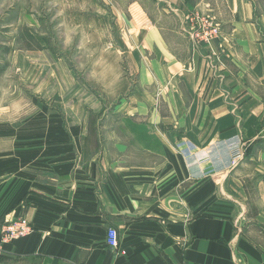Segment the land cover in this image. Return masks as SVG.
I'll list each match as a JSON object with an SVG mask.
<instances>
[{
  "label": "crops",
  "instance_id": "obj_1",
  "mask_svg": "<svg viewBox=\"0 0 264 264\" xmlns=\"http://www.w3.org/2000/svg\"><path fill=\"white\" fill-rule=\"evenodd\" d=\"M205 2L217 57L183 32ZM1 15L39 98L0 115V264H264V0H0ZM235 137L233 169L181 154L226 160ZM19 217L32 229L2 241Z\"/></svg>",
  "mask_w": 264,
  "mask_h": 264
},
{
  "label": "built area",
  "instance_id": "obj_2",
  "mask_svg": "<svg viewBox=\"0 0 264 264\" xmlns=\"http://www.w3.org/2000/svg\"><path fill=\"white\" fill-rule=\"evenodd\" d=\"M186 19V17H185ZM192 21V18L190 19ZM197 21V19H196ZM187 23V19H186ZM195 23L190 22V26L186 25L187 32L189 34L190 39L192 42L197 43L199 39L206 42V44L209 46V51L213 55L220 56L222 53H224V44L221 40L220 36V23L218 21H215L212 17L211 19L205 20L201 23ZM197 25H200L198 29H195ZM196 44H194L195 46ZM210 53V52H209ZM210 53V54H211ZM227 150H228V158L224 160L222 157H218V159L214 160L211 159V153L212 148H215L212 146L211 149L208 150L207 155L208 157H205L201 159V157H196V152L199 150H196L193 146H188L187 148H184L181 150V154L185 159L191 160L192 162L197 165L199 170L200 164L204 162V160H207V162L211 163L212 166L219 165L222 170L226 169H233L237 167L240 162L243 160L245 156V148L244 144L241 143V140L239 137H235L234 140L230 141L229 143L226 142ZM217 169V168H216ZM218 171V170H217ZM215 171V172H217ZM206 173L202 170V176H205ZM32 229L29 221L26 218H16L9 221H6V223L1 228L2 233V241H7L8 239H14L18 238L20 236L25 235ZM106 244L108 247H110L113 250H118L119 248V234L118 230L113 227L109 226L106 230Z\"/></svg>",
  "mask_w": 264,
  "mask_h": 264
},
{
  "label": "rangeland",
  "instance_id": "obj_3",
  "mask_svg": "<svg viewBox=\"0 0 264 264\" xmlns=\"http://www.w3.org/2000/svg\"><path fill=\"white\" fill-rule=\"evenodd\" d=\"M196 1V0H194ZM208 2L204 3V6H199L198 3L197 5H195V7H191V6H187L186 8H188L184 14L183 17V21L184 24L190 26V22L193 21V23H195V25L197 23H200V25H202L201 23L207 19H211L212 17L214 18L215 21L220 22L217 17H216V13L212 8L211 3L207 4ZM192 5V4H190ZM4 17V16H0ZM187 19V23H186V19ZM192 18V21L190 20ZM197 19V21H196ZM221 24V23H220ZM200 25H197L195 27V29H198V27ZM21 32V31H20ZM187 37L189 38L190 42L194 45L196 44L197 47L202 48L205 50V52H210L209 51V46L206 44L205 41L199 39L198 41H196L197 43L192 42V40L189 37L188 32L184 29L183 31ZM19 33V31H18ZM221 40L223 41L224 44V36H220ZM225 48L226 46H224V52H225ZM8 52V49L6 50L5 47H0V115L3 117V113L4 112H8L10 113V115L14 116V117H18L20 114H24L25 109L22 108V104L21 102L25 100V97H30L32 98L31 100H38L37 97L34 96V94H32L27 88L26 84H24L23 79L21 78V69L18 65H15V69L12 66H8L5 54ZM212 54V53H211ZM17 64V63H16ZM14 87V88H13ZM25 88V89H22ZM20 88V89H18ZM9 91V92H7ZM31 93L30 95L28 93ZM44 100V99H42ZM10 104V102L14 103V106H12L10 108L9 111H4V106H1L2 103H7ZM27 104V102H25V105ZM11 105V104H10ZM26 108H31L33 107V103L29 106H25ZM29 111V110H28ZM31 112V110L29 111Z\"/></svg>",
  "mask_w": 264,
  "mask_h": 264
}]
</instances>
